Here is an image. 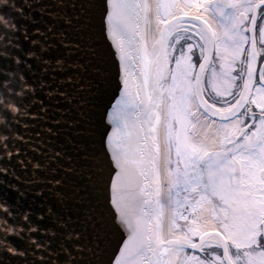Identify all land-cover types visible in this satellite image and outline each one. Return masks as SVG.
<instances>
[{
	"label": "snow or ice",
	"instance_id": "6c2138e0",
	"mask_svg": "<svg viewBox=\"0 0 264 264\" xmlns=\"http://www.w3.org/2000/svg\"><path fill=\"white\" fill-rule=\"evenodd\" d=\"M56 7L57 17L66 15L65 5ZM71 8L72 39L57 61L69 79L56 91L64 89L60 99L76 122L52 125L64 126L63 155L41 144L40 167L27 164L53 179L64 172L53 188L73 174L62 161L81 164L69 209L76 219L47 207L37 219L52 216L57 230L44 229L23 193L14 198L0 181V201L15 214L0 209V216L37 226L24 239L3 234L18 252H0V264H264V0H75ZM0 11L23 16L10 5ZM0 32L19 40L17 30L0 25ZM47 50L10 47L12 55L0 56V93L27 112L44 108L34 99L52 87L43 77L56 79L42 59ZM0 112L10 149L30 143L13 135L18 120H43L3 105ZM8 148L0 144V152ZM27 155L14 152L3 163L15 159L26 172ZM34 233L42 238L29 243ZM37 253L46 258L37 261Z\"/></svg>",
	"mask_w": 264,
	"mask_h": 264
},
{
	"label": "water",
	"instance_id": "95a60500",
	"mask_svg": "<svg viewBox=\"0 0 264 264\" xmlns=\"http://www.w3.org/2000/svg\"><path fill=\"white\" fill-rule=\"evenodd\" d=\"M75 0H16L17 5L22 6L23 16L9 17L15 19L17 24V36L19 40H13L12 49L19 48L24 49L25 52L36 51L40 52V46L43 45L47 51L44 52L42 59L48 64H51L55 72L51 73V76L56 77V79H51L49 75L43 77V83L46 85L51 84L52 87H45L43 92H38L34 99L38 102L43 103L44 108L41 109L39 103L30 106V111L28 115L30 117L43 116L42 121L20 119L18 120L19 127L17 128L15 135L23 137L24 140L30 141L28 145L18 144L14 152L21 150L27 151V157H20L21 160L25 162V166L28 171H21V164L17 163L15 159L12 160L11 166L3 163V159H0V166L9 169V175L7 177H0V181L7 180L10 184V189L12 191V196L15 198L18 196L16 189H19L23 193L24 199L22 203L25 208L29 204H32L35 208L36 215L33 219L36 220L37 224H40L44 229L51 228L56 231V225L53 223V217L47 216L43 221L37 219L38 216L44 215L47 207H51L54 213L60 216H72L73 220L76 219L75 215L69 210L75 203L71 199L72 194L75 189L80 187V182L75 176V172L80 170L81 164L73 163L69 164L66 162H61L63 168L73 173L69 177V183L63 187L57 186L52 187L56 183V180L60 179V176L64 175V172L59 171L58 175L53 179L50 175L43 171H37L35 174L32 173V164H27L28 160H32L33 164L41 160L39 153L46 152V148L40 147L41 144H45L47 148L52 149L56 153L64 154V149L60 145L66 144L64 135V126L61 128L52 127L53 124H62L66 121L67 124H74L76 121L73 118L75 113L70 116L67 113L70 110V105L65 101L60 99V96L64 95V89L61 88L59 93L56 91L57 84L59 81H67L69 77L61 72V65L57 64V61H63L66 49L64 45L71 42L72 31L71 26L68 24V20L72 16L71 5ZM63 4L66 7L62 10L66 15H61L57 17L55 13L58 11L56 5ZM31 5V7H28ZM3 12V11H0ZM4 14V12H3ZM5 15V14H4ZM6 16V15H5ZM51 28L55 35L48 33V29ZM64 31L67 39H63L61 42L60 32ZM39 33H46L49 35V40L45 43L44 36L39 35ZM16 56L20 57V53L16 52ZM73 68L76 67V61L78 56H73L72 58ZM33 68L37 71H42L43 69L37 68V62L35 60H29ZM83 63V61H80ZM26 80L33 79L32 76L27 73L22 72ZM32 87H36L32 85ZM51 95L53 99L49 101L48 96ZM71 98V97H70ZM47 110V115H44V111ZM64 114V115H62ZM51 128L55 135H46L47 129ZM78 131V129L76 130ZM40 139L37 140L36 138ZM2 153V152H0ZM50 154V153H49ZM13 156V155H12ZM66 159H72V157H66ZM14 173V175H13ZM22 181V182H19ZM57 193L59 195H57ZM38 204H44L45 208L37 207ZM81 219H83V211H81ZM75 227L79 229V223L75 225H70V227ZM62 231V230H61ZM35 239H41L42 237L33 234ZM45 255L42 253L36 254V259H45ZM54 264H57L54 261Z\"/></svg>",
	"mask_w": 264,
	"mask_h": 264
},
{
	"label": "clouds",
	"instance_id": "9594fccd",
	"mask_svg": "<svg viewBox=\"0 0 264 264\" xmlns=\"http://www.w3.org/2000/svg\"><path fill=\"white\" fill-rule=\"evenodd\" d=\"M28 0H25V3H27ZM3 5H10L11 7L15 8L17 11L21 12L23 14V8L20 5H17L16 0H0V7ZM0 25L5 26L8 29H11L13 31L18 30L17 24L15 23V19L9 18L3 14V12H0ZM10 46H13V40L7 38V34L0 32V56H9L12 55L10 52ZM18 47V45H15ZM16 61L19 62V57H15ZM60 65L62 66V62H60ZM0 71H6V69L0 68ZM10 75H16L15 73H10ZM20 79H25L22 73L19 74ZM4 83H8L7 81H4ZM31 86L25 84V89L30 88ZM19 95L24 94V89L18 90ZM0 105H3L5 108L9 109L14 116L16 115H22V116H27L28 112L27 109L24 108L22 109L14 100L9 99L8 97L4 96L2 93H0ZM8 124V117L4 115L3 112H0V127ZM14 136L15 133H13ZM18 139H23V137L16 136ZM9 139V135L4 132H0V144H3L5 148H8V145L6 141ZM14 154L13 149L8 148L6 152L0 153V159H4L5 157L11 158L12 155ZM35 167H40L38 163L34 165ZM0 172H9V169L0 166ZM14 174V173H13ZM58 183V181L56 182ZM0 209L3 211H8L9 215H15L10 211V206L3 202L0 201ZM23 219L27 220L28 215L25 214L23 216ZM37 230V226L33 225L29 229H25L23 225H13L10 223L8 219L5 217L0 216V252L2 251H7L10 253H17L18 249L16 248L15 244L6 238L4 233L7 235H15L18 236L22 239H24V233L25 231L27 232H33ZM29 243H36V239L34 237H27ZM40 246V245H38ZM19 254L23 255V251L20 250Z\"/></svg>",
	"mask_w": 264,
	"mask_h": 264
}]
</instances>
